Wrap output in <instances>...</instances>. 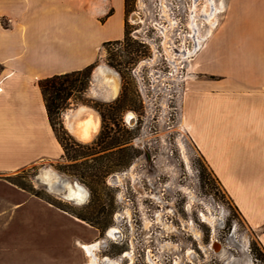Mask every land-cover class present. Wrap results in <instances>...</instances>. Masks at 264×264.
I'll return each mask as SVG.
<instances>
[{"label":"rangeland","instance_id":"rangeland-1","mask_svg":"<svg viewBox=\"0 0 264 264\" xmlns=\"http://www.w3.org/2000/svg\"><path fill=\"white\" fill-rule=\"evenodd\" d=\"M207 2L129 0L127 38L99 49L89 87L80 96L89 103L79 101L62 112L63 125L79 146L69 141L58 160L0 173V264H79L85 253L76 235L100 241L94 251L98 264H107L104 256L119 264H264L257 230L243 220L181 125L182 100L195 77L190 63L198 51L187 52L195 44L190 18L199 36L210 28L213 33L223 18L222 10L211 27L201 10ZM103 66L117 74L115 93L99 73ZM91 99L105 104L100 108L104 121ZM78 104L99 115L97 134L88 142L65 125L66 112ZM106 125L111 134L129 130L121 146L129 150L130 163L109 173L102 170L115 157L111 149L85 147ZM44 169L82 185L85 200L77 203L50 192L39 176ZM47 203L66 208L69 216ZM110 227L118 229L115 237L106 236ZM121 250L128 254L122 256Z\"/></svg>","mask_w":264,"mask_h":264},{"label":"crops","instance_id":"crops-1","mask_svg":"<svg viewBox=\"0 0 264 264\" xmlns=\"http://www.w3.org/2000/svg\"><path fill=\"white\" fill-rule=\"evenodd\" d=\"M215 2L223 18L190 63L181 125L264 247V0ZM125 26V0H0V173L62 157L38 80L96 62Z\"/></svg>","mask_w":264,"mask_h":264},{"label":"trees","instance_id":"trees-1","mask_svg":"<svg viewBox=\"0 0 264 264\" xmlns=\"http://www.w3.org/2000/svg\"><path fill=\"white\" fill-rule=\"evenodd\" d=\"M129 0H125V8H126V14H127V7H128ZM127 38V30L125 26V34L122 39L119 40H111V41H106L103 43V47H105L107 44L110 42H120L122 40H125ZM96 65V62H93L87 66H85L82 69H77V70H72V71H67L63 73H58V74H53L51 76H47L44 78H41L38 80V86L40 88V91L42 93L45 107H46V112L47 116L50 122V125L55 133V136L60 143L64 154L68 152V147H69V141H72V144H77L75 141L72 140L70 135L67 133L63 121H62V112L66 110L67 108L71 107L72 105H75L76 103L84 102V103H89L88 101H83L81 100L80 96L87 91L89 87V83L91 80V74ZM116 100H119V97L116 98ZM91 103H93V107L96 108L100 116L102 118V121H104V114L102 111H100V108L105 106L104 103H99L98 101L91 99ZM109 106V104L107 105ZM123 124V123H122ZM58 125V128L56 127ZM125 126V125H124ZM111 128L108 127L107 125L102 126L101 131L97 138L93 140L90 144H86L85 147H92L95 145H101V148L103 150L105 149H111L109 154L115 155L113 159H110L111 163L110 165L107 166V168L103 169L102 171L104 173H109V171L113 168L115 170H119L121 168H125L128 166L130 163L129 158V150L127 147L121 146L128 141H125L126 138H123L125 134H129L128 129L121 128L120 130L117 129V132L120 133H112L111 134ZM120 135V136H119ZM116 148V149H113ZM96 153V152H93ZM93 153H81L79 156H87L89 154ZM201 154V153H200ZM63 155V154H62ZM202 156V154H201ZM203 161L205 162L204 157L202 156ZM206 164V162H205ZM207 166V164H206ZM208 168V166H207ZM209 173L214 177L212 171L208 168ZM113 172V171H112ZM94 175V174H93ZM13 175H7V179H11ZM215 178V177H214ZM216 179V178H215ZM217 180V179H216ZM12 181V180H10ZM15 184H18L15 181H12ZM219 185L221 186L220 182L217 180ZM25 190L30 192L31 194L44 198L38 191L34 190L33 188H27L23 187ZM222 188V187H221ZM223 189V188H222ZM224 191V190H223ZM224 193H226L224 191ZM231 199V198H230ZM232 200V199H231ZM233 201V200H232ZM58 208L68 211L66 208L61 207L60 205L54 204ZM236 207V206H235ZM73 215L79 217L82 220H86L85 215L82 214H74ZM93 218V216H92ZM96 223H99L96 221ZM98 227V226H97ZM100 229V228H99ZM262 250L264 252V247H262Z\"/></svg>","mask_w":264,"mask_h":264},{"label":"bare ground","instance_id":"bare-ground-1","mask_svg":"<svg viewBox=\"0 0 264 264\" xmlns=\"http://www.w3.org/2000/svg\"><path fill=\"white\" fill-rule=\"evenodd\" d=\"M207 1L208 2L201 9L203 12L202 15H204L203 19L211 27H213L215 24H217V13L223 10L224 5L221 2L219 6H215L214 0ZM190 19V28L193 32L192 37L195 41V44L193 50H187L188 55H192L195 51L201 49L205 38L210 36L212 33V28H210L207 30L205 35H197V24L195 23L194 18ZM99 73L103 77L104 81L108 84L111 93H115L118 87L116 72L103 66L101 69L99 68ZM65 125L70 133L73 134L79 141L88 142L91 141L97 134L99 128V115L93 108L87 105H79L78 107L69 109L66 112ZM39 176L41 180L45 182L46 187L50 192L57 194L64 199L82 203L86 198L87 192L82 185L78 184L77 182H70L68 179L50 169H44ZM116 232H118L117 228L110 227L107 230L106 236L115 237ZM98 242V240H95L90 243L85 242L80 244L88 256V260L84 261L83 264H97L94 251L98 245ZM106 262L107 264H119L118 260L110 258H106Z\"/></svg>","mask_w":264,"mask_h":264},{"label":"flooded vegetation","instance_id":"flooded-vegetation-1","mask_svg":"<svg viewBox=\"0 0 264 264\" xmlns=\"http://www.w3.org/2000/svg\"><path fill=\"white\" fill-rule=\"evenodd\" d=\"M191 20V19H190ZM189 26H190V21H189ZM191 27V26H190ZM99 241V240H98ZM98 245H100V241L98 242ZM99 247H97L96 249H98ZM121 252H123V254H122V256H126L127 254H128V252L127 251H125V250H121ZM96 253H94V255H95ZM95 257H96V259H97V264H98V257H97V255H95ZM106 258H110V257H108V256H104L102 259L104 260V261H106ZM110 259H112V258H110ZM118 263H119V261H118Z\"/></svg>","mask_w":264,"mask_h":264},{"label":"water","instance_id":"water-1","mask_svg":"<svg viewBox=\"0 0 264 264\" xmlns=\"http://www.w3.org/2000/svg\"><path fill=\"white\" fill-rule=\"evenodd\" d=\"M79 105H85V104H78L76 107H78ZM76 107H75V108H76ZM71 109H73V108H71Z\"/></svg>","mask_w":264,"mask_h":264},{"label":"built area","instance_id":"built-area-1","mask_svg":"<svg viewBox=\"0 0 264 264\" xmlns=\"http://www.w3.org/2000/svg\"><path fill=\"white\" fill-rule=\"evenodd\" d=\"M215 2V1H214Z\"/></svg>","mask_w":264,"mask_h":264}]
</instances>
